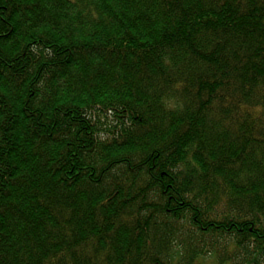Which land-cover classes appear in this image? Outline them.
<instances>
[{"label":"trees","instance_id":"1","mask_svg":"<svg viewBox=\"0 0 264 264\" xmlns=\"http://www.w3.org/2000/svg\"><path fill=\"white\" fill-rule=\"evenodd\" d=\"M264 264V0H0V264Z\"/></svg>","mask_w":264,"mask_h":264},{"label":"rangeland","instance_id":"2","mask_svg":"<svg viewBox=\"0 0 264 264\" xmlns=\"http://www.w3.org/2000/svg\"><path fill=\"white\" fill-rule=\"evenodd\" d=\"M202 262H203V264H216V263H215V260H214L213 257H210V258H204V259L202 260Z\"/></svg>","mask_w":264,"mask_h":264}]
</instances>
